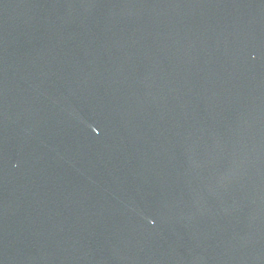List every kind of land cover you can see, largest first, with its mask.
Listing matches in <instances>:
<instances>
[{
    "label": "water",
    "instance_id": "obj_1",
    "mask_svg": "<svg viewBox=\"0 0 264 264\" xmlns=\"http://www.w3.org/2000/svg\"><path fill=\"white\" fill-rule=\"evenodd\" d=\"M0 264H264V0H0Z\"/></svg>",
    "mask_w": 264,
    "mask_h": 264
}]
</instances>
